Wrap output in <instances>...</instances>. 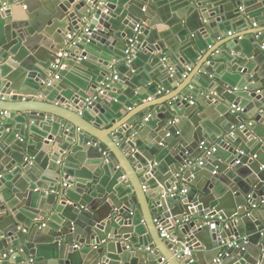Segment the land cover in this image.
<instances>
[{"label": "water", "instance_id": "95a60500", "mask_svg": "<svg viewBox=\"0 0 264 264\" xmlns=\"http://www.w3.org/2000/svg\"><path fill=\"white\" fill-rule=\"evenodd\" d=\"M5 1L0 264H264V0H19L1 10ZM60 51L67 67L57 71ZM70 67L82 73L74 82L61 78ZM164 77L178 90L148 100L167 94ZM141 95L148 104L135 111ZM234 95L249 116L231 113L244 108ZM18 125L41 129L26 143ZM39 192L51 196L45 210Z\"/></svg>", "mask_w": 264, "mask_h": 264}, {"label": "built area", "instance_id": "2783aa9c", "mask_svg": "<svg viewBox=\"0 0 264 264\" xmlns=\"http://www.w3.org/2000/svg\"><path fill=\"white\" fill-rule=\"evenodd\" d=\"M16 3H19V0H13V1H11V2L5 1V2H3L2 5H1V10H2V9H5L6 6H8V5H10V4H16ZM139 27H140V25H139V24H136V26H135V28H134L135 33L138 32ZM80 34H86V35H89L88 28L85 26V29L79 28V29H77V30H73V31H71V32H68V33L65 35V45L68 46V47L71 46V45H74L75 42H76V40L79 39ZM229 35H231L230 32H229ZM128 42H129V44L127 45V48H126V50H125V54H126L125 59H126L127 62H130L131 59H132V57H134V54H135V49L132 47V44H133L134 40L130 38V39H128ZM67 55H68V52H67V51H60V52H58L57 57H56V59H55V64H54V66H55V68H56L57 71H58V70L65 69V68L67 67L66 63L62 60V59L65 58ZM80 59H82V57H79L77 61H79ZM165 59H166L165 57L162 58L163 61H164ZM189 70H190V67H187V70L182 74V76L185 77ZM169 71H170V76H172V75H173V69H172V68H169ZM59 76H60V75H59L58 73H55V74L53 75L52 80L59 79ZM113 78H114V79H117V76H116V75H113ZM163 91H164V88H159V89L157 90L156 94H157V95H161ZM257 92H258V91H257ZM102 93H103L102 88H101V87L97 88V95H98V94H102ZM97 95H95V96H93V97H89L88 99H86V103H87V104H88V103H91V101L94 100V99L97 97ZM34 97L41 98L42 95H41V94H37V95H35ZM151 99H152L151 97L148 98V100H151ZM189 103H190V104H193V101L190 100ZM243 111H244V108H242V107H240V106H238V105H232V106H231V113H238V114H239V113H243ZM148 116H149V115H148ZM148 116L144 118L145 121L148 119ZM240 127H241V126H240ZM200 147H201V148L203 147V142L201 143V146H200ZM203 151H204V154H205V155H209V154H211L212 152H215V151H216V148H215L214 146H212L210 149L203 148ZM58 162H59V161H58ZM200 163H201V162H199V164H200ZM63 186H65V184H63ZM173 191H175V189H174V190H171V196L174 195ZM185 191H186V190L183 189V188L179 190V192L182 193V194H184ZM157 228H158V230H159V232H160V236H161L162 238H165V239H171L170 236L167 234L166 229H165L160 223H157ZM23 231H25V230L23 229ZM171 241H172V242H175L176 240H175V238H172ZM241 241H244V243H246V238L244 237V238H240V239H233L232 241H229V242L227 243V247H228V248H232V247H234V246L239 247ZM184 254H188V255L190 254V250H189L188 247H185V248H184ZM6 256H7V255H6L5 253L2 254V256H1V258H0V261H1L2 259H5ZM156 264H169V263H168L164 258H161V261L158 262V263H156Z\"/></svg>", "mask_w": 264, "mask_h": 264}, {"label": "crops", "instance_id": "0c3cea01", "mask_svg": "<svg viewBox=\"0 0 264 264\" xmlns=\"http://www.w3.org/2000/svg\"><path fill=\"white\" fill-rule=\"evenodd\" d=\"M260 5V6H259ZM252 7H253V9L251 10V11H253L254 13H260V12H256V11H259L260 10V8H261V6H263L262 5V3L261 4H259V3H254L253 5H251ZM251 7V8H252ZM257 9V10H256ZM255 23H257L258 24V27H259V29H261V30H263L264 31V15H262V16H259V17H257V18H255ZM264 33V32H263ZM52 43V45L53 46H55L56 47V43L53 41V42H51ZM98 53V52H97ZM45 59V58H44ZM73 63H77V60H71L70 62H68V67L70 66V65H72ZM175 63V62H174ZM73 66V65H72ZM192 66V64H187V67H191ZM118 72H120L121 73V71L118 69ZM143 72L145 73V71L143 70ZM82 73H81V71H79V69H77V67H70L68 70H67V72L64 74V75H62V77L61 78H64L67 82H69V81H71V82H74L73 81V79L74 80H77L78 79V77L81 75ZM158 80H159V78H158ZM166 80H167V78H163L162 80H159L160 82V84H163V83H165L166 82ZM131 84V83H130ZM166 85H168V86H166V87H168V88H170L168 91H167V94H162V95H157L156 94V92H151L150 91V93H152L151 94V96H153V95H155V97H151L152 99H153V101H158V100H162V99H164L166 96H168V95H171V94H173L174 92H176L177 90H178V88L177 87H172V86H170L167 82L165 83ZM124 86H126L125 84H123V87ZM154 89V88H153ZM152 89V90H153ZM151 90V89H150ZM125 90H123L122 91V93H118V94H116V97H118L119 99H120V101L122 102V101H124L125 99H126V97L123 95V93H125L124 92ZM138 91H140V92H142L143 91V89L140 87V88H138ZM222 90H218V92L220 93ZM222 92H224V91H222ZM126 93H129V90H126ZM53 94H55V92L53 93ZM128 95V94H127ZM233 95V94H232ZM55 96V95H54ZM144 97L145 96H143V95H141V96H138V97H133V98H131L132 100V102H133V107H135L134 108V110L136 111L137 109L139 110V108L140 107H143V106H145V105H147L148 104V101H146V100H144ZM197 97V96H196ZM199 97V96H198ZM42 99H44V96L42 95V97H41ZM129 99V98H128ZM215 99H217L218 100V97L217 98H215ZM232 99L235 101V100H238V102H239V105L241 104L244 108H245V110L244 111H246V113H242L244 116H249L253 111H252V109H251V106H248V107H246V105H245V101H243V102H241L238 98H237V96L236 95H234L233 97H232ZM130 100V99H129ZM188 101H190V100H192L193 102H194V100L192 99V98H188L187 99ZM232 106V105H231ZM118 106L115 104L114 105V108L116 109ZM205 107H200V110H205L204 109ZM133 110V111H134ZM153 110H154V108H152L151 110H150V112L151 113H153ZM132 111V112H133ZM132 112H130V114L132 113ZM144 113H147V112H145L144 111ZM118 116H119V114H118ZM17 120V119H16ZM177 122V120H175V123ZM17 128H19V129H16V131H20V132H22L21 133V135H24L25 134V137H24V140H25V142L27 143L29 140H32L33 139V137L32 136H34L35 134H39V132H38V130L39 129H41V127L39 126L38 128H32V131H29V129L27 128V126L25 127V126H21V125H18V127ZM175 130L176 129H178V128H174ZM180 136H179V138L181 137V136H184V132H183V130H181L180 129ZM15 135L16 134H13L8 140H10V139H15L16 137H15ZM223 152H225V151H223ZM225 156H226V152H225V154H224ZM201 156H203V153H201ZM73 161V160H72ZM77 165V164H76ZM39 185H41V187H45V189H48L47 187H49V186H46L45 184H42V183H39ZM39 185H35L34 186V188H40V186ZM42 196H40V197H42L43 198V201H42V203H41V207L45 210V208L44 207H46L47 206V199H48V202H50V198H51V196L49 195V194H42V192H39ZM37 197L39 196V195H36ZM44 197H47V198H44ZM99 264V263H98Z\"/></svg>", "mask_w": 264, "mask_h": 264}]
</instances>
